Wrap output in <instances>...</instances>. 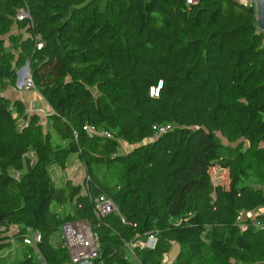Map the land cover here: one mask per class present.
<instances>
[{"label":"trees","instance_id":"16d2710c","mask_svg":"<svg viewBox=\"0 0 264 264\" xmlns=\"http://www.w3.org/2000/svg\"><path fill=\"white\" fill-rule=\"evenodd\" d=\"M26 64L52 109L45 117L5 94ZM72 155L85 180L58 186L51 168ZM216 163L226 183L213 180ZM253 172L264 180L255 3L0 0V253L16 249L0 264H42L25 242L32 232L46 264L66 263L53 236L76 220L97 233L99 264H164L174 245L170 264H264V188L246 182ZM102 194L117 210L99 213ZM151 235L154 249L128 247Z\"/></svg>","mask_w":264,"mask_h":264},{"label":"built area","instance_id":"2783aa9c","mask_svg":"<svg viewBox=\"0 0 264 264\" xmlns=\"http://www.w3.org/2000/svg\"><path fill=\"white\" fill-rule=\"evenodd\" d=\"M27 13L25 10H21L19 17L23 18ZM27 90L33 87V82L30 79L25 83ZM163 86V80H160L157 85L150 88V95L152 97H158L160 90ZM168 127H161V131H164ZM91 134H100L111 136L110 132L105 131L103 133L96 131L94 128L86 127ZM97 206L99 213L107 214L114 210H117V206L112 199L102 194L97 198ZM62 240L64 246L67 248L69 254V260L64 264H99L102 251L100 248L99 237L93 230L88 220H76L66 222L61 227ZM41 240V236L37 232H32L26 235L25 242L33 247L37 248V243ZM157 245V238L151 235L147 241L139 240L136 243H129L128 247L131 251L136 246L141 248L154 249Z\"/></svg>","mask_w":264,"mask_h":264},{"label":"rangeland","instance_id":"374dc122","mask_svg":"<svg viewBox=\"0 0 264 264\" xmlns=\"http://www.w3.org/2000/svg\"><path fill=\"white\" fill-rule=\"evenodd\" d=\"M242 1H244L246 3H254L253 0H242ZM20 73H21L20 74L21 81L19 83H17V87L24 90V91H29L30 93H34L36 98H32V97L30 98V105L29 106L33 107L34 103L37 102L36 103L37 108L35 109V112H37V113L43 115V117H45L44 114H45L46 110L48 111L49 105L47 103H45L42 96L35 89H33L31 87L32 88V89L30 88L31 90H27V86L25 85V83H27V81L30 79V71H28V73H27L23 68H21ZM182 122H184V120H182ZM43 123H45V119H43ZM44 125L47 126L46 123ZM219 135L221 136V134H219ZM223 141L225 144H228L226 139H223ZM122 148L124 151L127 152L130 149H132V145H129L128 143L123 142ZM211 173H212V178L216 183H219V182L220 183H226L227 182L228 170L223 168L220 164L216 163L215 166L213 167ZM51 174H52V177H53L56 185H58V186L65 184V182L68 179L74 181L75 183L83 184L85 177H86L85 167L81 163V161L77 158L76 155L71 156L69 162L67 163V165L65 167L53 166L51 168ZM246 182L253 184L255 187L264 188V180H262L260 178V176L257 172L250 173L249 178L246 179ZM258 211H263V209H257L256 211H253V212H244L242 215V219L245 220L247 218H254L256 215V212H258ZM61 237H62V231L59 230L54 234L53 241L56 242V241L60 240ZM176 246H178V245H174V247L171 250L170 255L168 254V256L166 257L167 260H169V257H171V254H175V255L177 254L178 249ZM13 248H14V246L10 250H7V249L4 250L3 252L0 253V255H14L16 252V249L14 250ZM33 248L35 249L34 252L36 253L37 259L42 264H46L44 262L42 256L38 252L37 248L36 247H33ZM11 250H14V251L12 253H9V252H11Z\"/></svg>","mask_w":264,"mask_h":264},{"label":"crops","instance_id":"0c3cea01","mask_svg":"<svg viewBox=\"0 0 264 264\" xmlns=\"http://www.w3.org/2000/svg\"><path fill=\"white\" fill-rule=\"evenodd\" d=\"M5 94L7 96H9L10 98H20V99H23L25 101L26 105H27L28 112L29 113H34L35 112V109L37 108V105H36L37 102L34 103L33 107H30L29 106L30 105V98L31 97L32 98H36V96L34 95V93H30L29 91H24V90H22V89H20V88L17 87V88H9V89H7L6 92H5ZM50 111H52V109L49 107L48 111L46 110V112H45L44 115L46 116ZM176 247L178 249V246H176ZM170 253H171V251H170ZM170 253H169V255H170ZM175 256H176L175 254H171V257H169V260L166 263H164V264H170V262L172 260H174Z\"/></svg>","mask_w":264,"mask_h":264},{"label":"water","instance_id":"95a60500","mask_svg":"<svg viewBox=\"0 0 264 264\" xmlns=\"http://www.w3.org/2000/svg\"><path fill=\"white\" fill-rule=\"evenodd\" d=\"M256 6V10H257V24L258 27L262 30H264V0H253ZM27 73L29 71V65L26 64L24 67H22ZM20 71L18 72V80L17 83H19L21 81L20 79Z\"/></svg>","mask_w":264,"mask_h":264}]
</instances>
